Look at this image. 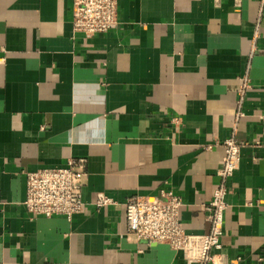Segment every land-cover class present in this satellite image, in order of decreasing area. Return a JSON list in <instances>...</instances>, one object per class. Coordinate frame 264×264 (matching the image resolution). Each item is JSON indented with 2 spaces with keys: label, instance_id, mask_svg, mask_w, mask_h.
Instances as JSON below:
<instances>
[{
  "label": "crops",
  "instance_id": "1",
  "mask_svg": "<svg viewBox=\"0 0 264 264\" xmlns=\"http://www.w3.org/2000/svg\"><path fill=\"white\" fill-rule=\"evenodd\" d=\"M72 2L0 0V264H192L130 232L125 202L172 189L186 229L206 231L234 130L221 241L230 264H264L262 0H119V27L92 36L74 32ZM74 157L88 158L84 209L28 212L27 171ZM99 192L116 202L97 208Z\"/></svg>",
  "mask_w": 264,
  "mask_h": 264
},
{
  "label": "built area",
  "instance_id": "2",
  "mask_svg": "<svg viewBox=\"0 0 264 264\" xmlns=\"http://www.w3.org/2000/svg\"><path fill=\"white\" fill-rule=\"evenodd\" d=\"M235 3L241 6L242 0H235ZM261 10H264V0ZM71 17L74 32L85 35L92 36L116 29L121 23L119 0H73ZM239 80L237 121L246 114L245 95L253 87L250 68L239 75ZM172 118L175 124L183 125L186 122L180 115ZM223 145L225 155L217 171L219 181L212 199L204 204V218L208 224L206 231L193 232L186 229L181 219L184 200L174 190L166 188H162L158 194H134L127 198L125 205L129 231L139 240L169 244L192 264H230L232 258L225 250L221 237L225 233V213L229 206V179L238 174L241 168L243 142L236 138L234 130L224 139ZM87 166L88 158L74 157L64 166L27 171V194L23 201L26 210L38 216L60 215L74 219L86 205L82 191ZM115 202L112 197L99 192L94 205L101 208ZM237 245L234 244V247Z\"/></svg>",
  "mask_w": 264,
  "mask_h": 264
}]
</instances>
